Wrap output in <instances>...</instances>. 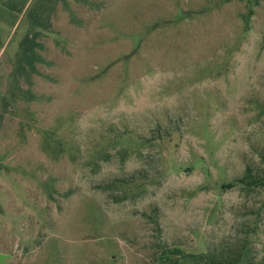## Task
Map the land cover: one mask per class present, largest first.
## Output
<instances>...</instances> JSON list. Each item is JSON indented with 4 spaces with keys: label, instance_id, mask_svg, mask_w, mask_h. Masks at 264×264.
<instances>
[{
    "label": "rangeland",
    "instance_id": "1",
    "mask_svg": "<svg viewBox=\"0 0 264 264\" xmlns=\"http://www.w3.org/2000/svg\"><path fill=\"white\" fill-rule=\"evenodd\" d=\"M262 155L264 0H0V264H264Z\"/></svg>",
    "mask_w": 264,
    "mask_h": 264
},
{
    "label": "trees",
    "instance_id": "2",
    "mask_svg": "<svg viewBox=\"0 0 264 264\" xmlns=\"http://www.w3.org/2000/svg\"><path fill=\"white\" fill-rule=\"evenodd\" d=\"M75 1H85V0H75ZM32 9L29 11L30 19L33 24H37L39 10L38 2L33 3ZM34 38L30 35H26L20 42L21 57L26 61V63H32L34 57ZM20 57V58H21ZM264 161V155H262ZM236 183L244 188H255L262 187L264 189V172L254 173L250 167H247L244 171L242 177L236 180ZM164 264H243L241 254H233L231 250L227 251H211L205 254H183L179 251H174L171 253ZM245 264H249L244 261Z\"/></svg>",
    "mask_w": 264,
    "mask_h": 264
}]
</instances>
